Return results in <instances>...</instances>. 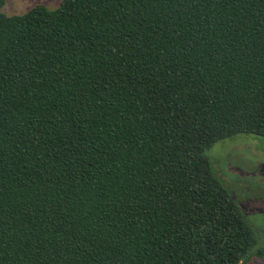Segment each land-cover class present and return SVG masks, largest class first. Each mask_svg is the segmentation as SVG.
I'll return each mask as SVG.
<instances>
[{
  "label": "trees",
  "instance_id": "16d2710c",
  "mask_svg": "<svg viewBox=\"0 0 264 264\" xmlns=\"http://www.w3.org/2000/svg\"><path fill=\"white\" fill-rule=\"evenodd\" d=\"M241 134L264 137V0L0 11V264L263 256L208 155Z\"/></svg>",
  "mask_w": 264,
  "mask_h": 264
},
{
  "label": "rangeland",
  "instance_id": "374dc122",
  "mask_svg": "<svg viewBox=\"0 0 264 264\" xmlns=\"http://www.w3.org/2000/svg\"><path fill=\"white\" fill-rule=\"evenodd\" d=\"M59 3L60 0H6L0 11L21 14L37 4L54 9ZM208 155L215 175L235 195L240 206L244 209V201L245 205L252 203L258 210L264 211V137L241 134L227 138L212 146ZM262 211L249 210L245 214L250 225L258 230V247L264 251ZM262 254L263 256H253L242 264H264V253Z\"/></svg>",
  "mask_w": 264,
  "mask_h": 264
},
{
  "label": "flooded vegetation",
  "instance_id": "af4514ba",
  "mask_svg": "<svg viewBox=\"0 0 264 264\" xmlns=\"http://www.w3.org/2000/svg\"><path fill=\"white\" fill-rule=\"evenodd\" d=\"M258 168V167H257ZM245 201H249V200H245ZM243 203V207H244V209H243V211L245 212V213H247L249 210H251V211H255V210H257V211H262V210H258L256 207H255V205L253 206V204L252 203H249L248 205H245V203H244V201H242ZM256 208V209H255ZM247 211V212H246ZM262 212H264V211H262Z\"/></svg>",
  "mask_w": 264,
  "mask_h": 264
}]
</instances>
